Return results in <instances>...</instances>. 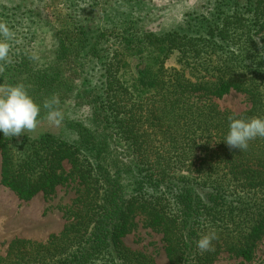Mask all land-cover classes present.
<instances>
[{"label": "trees", "instance_id": "obj_1", "mask_svg": "<svg viewBox=\"0 0 264 264\" xmlns=\"http://www.w3.org/2000/svg\"><path fill=\"white\" fill-rule=\"evenodd\" d=\"M61 1L71 12L53 24L52 58L15 47L0 61V94L23 84L39 124L53 98L63 120L57 133L0 132L1 182L27 202L60 184L67 161L83 205L60 237L13 240L0 264H154L123 245L138 213L162 233L167 264H214L224 253L251 262L264 237V138L242 152L223 141L229 117L264 116V0H215L161 32L106 18L112 26L98 38L83 29L86 12L74 15L81 0ZM102 39L112 57L102 56ZM174 54L180 68L168 71ZM126 67L130 86L118 76ZM232 92L246 96V112L214 103ZM212 231L214 250L201 251Z\"/></svg>", "mask_w": 264, "mask_h": 264}, {"label": "rangeland", "instance_id": "obj_2", "mask_svg": "<svg viewBox=\"0 0 264 264\" xmlns=\"http://www.w3.org/2000/svg\"><path fill=\"white\" fill-rule=\"evenodd\" d=\"M214 1L81 0L74 15L82 18L86 12L83 16L86 18L83 29L95 38L107 26H112V23H105L106 18L111 21L132 17L131 19H138V26L145 33L161 32L184 23L189 15L206 12L207 8L213 9ZM94 3L95 6L90 8V4ZM0 7V23L5 24L13 33L12 38L6 41L9 44L8 55L12 57L15 47H26L33 51L35 60L41 63L49 61L55 50L53 24L59 17L69 15L71 9L68 4L61 0H0ZM29 17L33 18L30 20ZM27 32L33 34V40L23 39ZM98 43L102 56L109 54L112 57L113 49L107 50L109 44L103 39L98 40ZM165 67L168 71L180 68L176 54L166 61ZM118 76L129 86L133 82L132 70L128 67L121 70ZM214 103L220 110L236 115L246 112L250 107L246 96L235 92L222 99H214ZM40 127L41 130L52 133H57L60 129V125L56 126L48 118L38 124V128ZM63 134L72 138L66 130H63ZM1 167L0 153V258L6 256L13 240L48 245L53 238L60 237L73 223L75 213L83 205L82 186L71 165L67 161L62 163L59 170L60 184L50 194L38 193L27 202L19 200L15 193L2 185ZM123 245L129 252L140 254L154 264H167L162 233L151 228L143 214L138 213L133 217ZM214 264H264V237L251 262H244L224 253Z\"/></svg>", "mask_w": 264, "mask_h": 264}, {"label": "clouds", "instance_id": "obj_3", "mask_svg": "<svg viewBox=\"0 0 264 264\" xmlns=\"http://www.w3.org/2000/svg\"><path fill=\"white\" fill-rule=\"evenodd\" d=\"M0 61L8 58L9 44L13 33L9 28L0 23ZM58 101L53 98L44 103L48 109V120L59 126L63 115L56 109ZM40 105L35 103L23 84L9 86L0 94V132L4 137H15L24 133L25 130H33L39 124ZM264 138V116L250 118L229 117V128L223 142L230 148L239 149L241 152L248 148L249 142L256 138ZM217 239L215 231L204 234L197 242L201 251L214 250L213 241Z\"/></svg>", "mask_w": 264, "mask_h": 264}]
</instances>
